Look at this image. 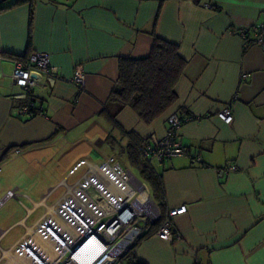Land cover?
Instances as JSON below:
<instances>
[{
  "label": "crops",
  "instance_id": "crops-1",
  "mask_svg": "<svg viewBox=\"0 0 264 264\" xmlns=\"http://www.w3.org/2000/svg\"><path fill=\"white\" fill-rule=\"evenodd\" d=\"M28 17L29 4L0 11V53L8 54H0V264L10 262L18 240L64 185L82 176V160H103L117 145L126 156L122 131L149 144L162 138L172 112L200 117L178 129L185 154L153 162L164 212L187 210L173 219L179 239L150 235L135 247L136 260L264 264V48L251 43L254 27L264 22V0H35L30 48ZM152 29L186 60L177 100L149 124L129 107L112 118L106 102L118 59L148 54ZM240 29L246 38L231 32ZM29 49L48 53L60 78L30 91L42 113L18 117L23 89L9 74L13 58ZM76 66L85 74L83 89L70 81ZM227 103L234 113L228 124L215 115ZM63 143L81 152L68 162L54 160L50 153ZM8 190L14 196L6 197Z\"/></svg>",
  "mask_w": 264,
  "mask_h": 264
},
{
  "label": "built area",
  "instance_id": "built-area-1",
  "mask_svg": "<svg viewBox=\"0 0 264 264\" xmlns=\"http://www.w3.org/2000/svg\"><path fill=\"white\" fill-rule=\"evenodd\" d=\"M201 6L211 8L204 1ZM231 32L245 38L247 36L246 30ZM253 34L251 43L264 48V22L254 27ZM9 78L14 85L23 89L18 97L24 99L38 84L44 82L53 86L60 77L50 64L48 53L32 51L25 56L13 58ZM70 81L79 89L84 88L85 74L81 66L75 67ZM30 107V103L22 105L14 114L30 117ZM215 115L226 124L232 122L234 113L231 104L222 106ZM199 118L170 113L166 119L164 136L160 139L152 138V142L143 150L144 157L153 164L185 154L186 149L178 138V129L184 123ZM195 160L201 161L199 156ZM91 163L99 165L102 170L111 168L129 187L121 185L122 188L118 190L121 196L117 197L108 187L112 171L96 180L92 178ZM80 164L86 166L82 176L70 185L71 190L64 185V193L21 236L13 250L20 252L32 264H122L121 257L143 235L146 225L162 217L160 208L151 198L145 184L135 179L138 183L136 185L130 178V171L125 170L112 156L100 163L82 160ZM229 169L234 170L235 166L231 165ZM219 173L223 171L219 170ZM141 191L145 193L144 199L138 198ZM12 196L14 190H8L6 197ZM23 196L28 197L26 194ZM186 210L185 205L167 210L154 235L168 242L179 239L180 235L173 230V219ZM34 236H39L46 243V250H41L34 243ZM48 249L54 253L53 258L47 255Z\"/></svg>",
  "mask_w": 264,
  "mask_h": 264
},
{
  "label": "trees",
  "instance_id": "trees-1",
  "mask_svg": "<svg viewBox=\"0 0 264 264\" xmlns=\"http://www.w3.org/2000/svg\"><path fill=\"white\" fill-rule=\"evenodd\" d=\"M34 1L14 0L10 5L0 8V11H4L21 4H29L28 48L31 47ZM151 33L153 41L148 54L118 59L116 87L111 91L106 102V109L112 111V118L125 107H129L140 120L149 124L166 112L177 100L176 86L186 67V60L180 56L176 44L157 37L154 29ZM28 103L31 104L28 112L30 117L42 113L41 102H37L30 91L18 106ZM122 133L123 137L124 135L127 137V160L137 170L143 179L142 182L149 187L150 196L162 213L160 219L146 225L143 235L120 259L122 264H144L136 260L134 249L142 239L155 233L165 214L162 209L164 198L162 178L160 172L143 155V150L149 144L147 139L141 138L132 131H122Z\"/></svg>",
  "mask_w": 264,
  "mask_h": 264
},
{
  "label": "bare ground",
  "instance_id": "bare-ground-1",
  "mask_svg": "<svg viewBox=\"0 0 264 264\" xmlns=\"http://www.w3.org/2000/svg\"><path fill=\"white\" fill-rule=\"evenodd\" d=\"M107 170V171H106ZM106 170H102L99 165H94V163H91V171H92V178L99 180L101 178V176H103L106 172L108 171H112V175L109 177L110 179V183L108 185L109 189L111 192H113L114 194L117 195V197L121 196L118 193V190L121 189V185H125L129 187V184L126 185L120 178V176L116 173H114V171L111 168L106 167ZM131 178V176H130ZM135 179V178H134ZM68 190H71L70 185L68 186ZM131 192V190H130ZM145 197V193L144 192H140V195L138 198L140 199H144ZM48 210H50V205H48ZM29 230V229H28ZM34 243L40 247L41 250H46V243L39 237V236H34L33 237ZM47 255L51 258L54 257V253L48 249L47 251ZM10 262H8V264H32L30 263L20 252L18 251H13L12 252V258L9 259Z\"/></svg>",
  "mask_w": 264,
  "mask_h": 264
},
{
  "label": "rangeland",
  "instance_id": "rangeland-1",
  "mask_svg": "<svg viewBox=\"0 0 264 264\" xmlns=\"http://www.w3.org/2000/svg\"><path fill=\"white\" fill-rule=\"evenodd\" d=\"M11 1H14V0H5V1H3V2H1L0 3V5H3V4H5L6 2H11ZM72 146H68L66 143H63V145H61V146H58L57 148H55V149H53V150H56L54 153H50L51 154V156H52V158L54 159V160H60L62 157H64L65 158V162H68L71 158H72V156H74V155H77V153H79V152H81V150H77V148H71ZM119 145H117V147L116 148H114V150H113V152L112 153H110V154H108L107 153V157L106 158H109V157H113L114 159H115V161H119L118 163L121 165V166H123V168L125 169V170H128V169H126L125 167H127V168H129L130 169V173H132L133 175L131 176V180L136 184V185H138V183H137V181L135 180V179H138L139 181H141L142 182V178L139 176V174H138V172H137V170L128 162V160H127V158H126V156L124 155V154H122V153H120V151H119ZM71 151L73 152L72 153V155H71ZM77 151V152H76ZM93 157V156H92ZM105 158V159H106ZM105 159H103V160H99V159H97L96 160V162L97 163H100V162H102V161H104ZM129 171V170H128ZM135 178V179H134ZM62 190V189H61ZM61 190H59L55 195H54V197H56L60 192H61ZM54 197H52L50 200H49V202H51L52 200H53V198Z\"/></svg>",
  "mask_w": 264,
  "mask_h": 264
}]
</instances>
